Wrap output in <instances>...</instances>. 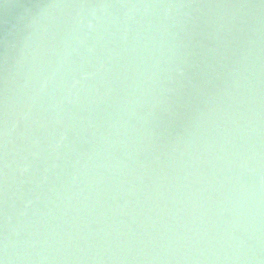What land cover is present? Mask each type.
I'll use <instances>...</instances> for the list:
<instances>
[{
	"label": "water",
	"instance_id": "1",
	"mask_svg": "<svg viewBox=\"0 0 264 264\" xmlns=\"http://www.w3.org/2000/svg\"><path fill=\"white\" fill-rule=\"evenodd\" d=\"M0 264H264V0H0Z\"/></svg>",
	"mask_w": 264,
	"mask_h": 264
}]
</instances>
